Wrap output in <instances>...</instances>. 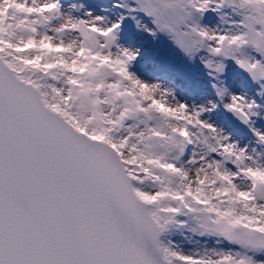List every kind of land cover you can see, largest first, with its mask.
Wrapping results in <instances>:
<instances>
[{
    "label": "snow or ice",
    "instance_id": "snow-or-ice-1",
    "mask_svg": "<svg viewBox=\"0 0 264 264\" xmlns=\"http://www.w3.org/2000/svg\"><path fill=\"white\" fill-rule=\"evenodd\" d=\"M0 264H264V0H0Z\"/></svg>",
    "mask_w": 264,
    "mask_h": 264
}]
</instances>
